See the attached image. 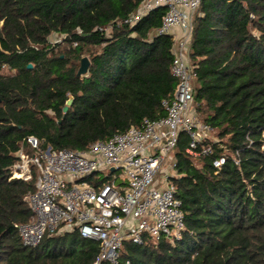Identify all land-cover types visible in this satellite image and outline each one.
Masks as SVG:
<instances>
[{"label": "trees", "instance_id": "1", "mask_svg": "<svg viewBox=\"0 0 264 264\" xmlns=\"http://www.w3.org/2000/svg\"><path fill=\"white\" fill-rule=\"evenodd\" d=\"M142 2L0 0V264H94L99 243L78 230L45 236L36 247L22 244L15 225L31 220L26 196L36 190L37 173L30 181L11 176L22 147L36 153L29 136L42 150L86 151L166 114L162 101L174 96L177 79L173 38L156 33L164 8L133 26L119 24ZM85 56L88 73L78 75ZM190 61L213 152L191 155L180 133L172 181L185 230L174 241H126L121 259L264 264V0H202ZM83 180L99 187L108 177Z\"/></svg>", "mask_w": 264, "mask_h": 264}, {"label": "built area", "instance_id": "2", "mask_svg": "<svg viewBox=\"0 0 264 264\" xmlns=\"http://www.w3.org/2000/svg\"><path fill=\"white\" fill-rule=\"evenodd\" d=\"M201 2L143 0L135 13L119 23L133 26L152 11L165 10L156 33L173 38L171 71L177 85L174 96L162 101L163 117L145 118L141 126L98 140L86 151L42 150L35 136L27 138L36 153L30 155L22 147L11 176L30 181L37 173L36 190L26 196L31 220L15 225L24 246L36 247L45 236L78 230L82 237L99 243L94 264H132L121 259L126 241L144 245L148 237L153 241L181 238L185 214L172 181L180 133L188 136L191 155L213 152L206 144L213 129L198 115L196 74L190 61ZM224 163L222 155L214 165L220 168ZM92 175L108 177V181L96 187L83 180Z\"/></svg>", "mask_w": 264, "mask_h": 264}, {"label": "water", "instance_id": "3", "mask_svg": "<svg viewBox=\"0 0 264 264\" xmlns=\"http://www.w3.org/2000/svg\"><path fill=\"white\" fill-rule=\"evenodd\" d=\"M33 65L32 64H29L28 65V68H32ZM89 67H90V59L88 57H83L82 60H81V65H80V68H79V71H78V75H85L88 73V70H89ZM73 103V97H70L67 102H66V106L63 108L64 112H67L68 109H69V106L72 105Z\"/></svg>", "mask_w": 264, "mask_h": 264}, {"label": "rangeland", "instance_id": "4", "mask_svg": "<svg viewBox=\"0 0 264 264\" xmlns=\"http://www.w3.org/2000/svg\"><path fill=\"white\" fill-rule=\"evenodd\" d=\"M56 38L58 39V36L55 35V37H53L52 40H54V39L56 40ZM58 40H59V39H58ZM212 136H213V135H212ZM173 157H174V156H173Z\"/></svg>", "mask_w": 264, "mask_h": 264}]
</instances>
